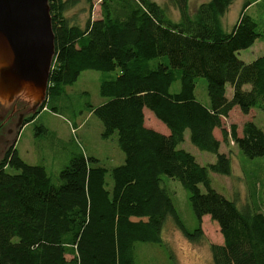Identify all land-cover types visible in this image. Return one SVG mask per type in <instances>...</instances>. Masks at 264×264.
<instances>
[{"label":"trees","instance_id":"16d2710c","mask_svg":"<svg viewBox=\"0 0 264 264\" xmlns=\"http://www.w3.org/2000/svg\"><path fill=\"white\" fill-rule=\"evenodd\" d=\"M233 1L206 0L190 14L188 0H100L99 16L81 26L66 16L79 0H48L55 54L45 102L59 97L83 70L118 69L99 84L105 100L88 107L102 124V138L116 133L124 161L111 169L110 190L107 169L81 152L53 183L43 165L26 163L9 145L0 159V264H137L135 244H164L167 217L188 241L205 240L203 216L216 222L222 236V243H208L212 264H264V213L252 202L238 206L209 179V172H231L229 155L218 152L221 141L232 140L249 158L264 156L260 127L245 121L238 135L235 124L227 129L221 122L235 106L245 114L264 111V55L250 62L237 56L264 38L246 13L258 0H244L225 32L221 18ZM196 77L206 80L207 102L194 95ZM144 108L168 133L145 125ZM186 130L196 148L216 155L214 162L200 165L179 147ZM163 176L187 191L194 229L178 214Z\"/></svg>","mask_w":264,"mask_h":264},{"label":"rangeland","instance_id":"374dc122","mask_svg":"<svg viewBox=\"0 0 264 264\" xmlns=\"http://www.w3.org/2000/svg\"><path fill=\"white\" fill-rule=\"evenodd\" d=\"M153 1L160 4L167 2V0ZM203 1L206 0H188L190 14H193L199 3ZM243 1L234 0L222 16L221 23L225 32H229L236 22ZM99 2L100 0H79L66 12V16L71 22L82 26L87 18L94 19L99 16ZM246 13L258 22V29L264 34V0H258L247 7ZM169 14L173 19L178 18V13L173 7H169ZM260 55H264V38L256 40L253 45L238 51L237 54L244 62H250ZM117 74L118 69L81 71L77 79L67 85L59 97L46 101L34 118L20 129H17L19 124L17 113L22 111L24 103H17V110L14 111L12 103H2L0 99V159L6 148L14 144L23 161L32 165H43L51 181L57 183L59 170L68 163L72 155L81 152L96 158V164L107 169L104 177L105 187L110 190L111 169L123 163L124 154L118 147L116 133L108 138L101 137L102 124L89 111L88 105L97 106L105 100L99 94V84L101 80L113 78ZM178 87L179 81L173 82L170 91L174 92ZM231 94V87L226 85V96L230 97ZM194 95L198 101L207 102L204 77L195 78ZM144 119L148 126L158 130L165 129L160 120L148 109H145ZM245 121H252L264 132V111L258 108H252L245 114L235 106L227 117L221 118L223 127L227 129L231 124H235L238 135L241 134V126ZM39 126L42 128L39 129ZM213 133L216 138L222 140L219 128H215ZM179 147L192 154L200 165H207L216 159L214 153L196 148L190 142L187 130L184 132V141ZM218 152L229 155L231 172L228 175L209 172L211 187L227 199L235 200L238 206L252 202L264 213V156L249 158L242 154L230 139L220 142ZM6 171L15 172L9 167ZM163 182L184 224L190 230L194 229L196 221L190 208L187 191L177 180L163 176ZM200 188L204 191L201 185ZM201 228L205 240L192 243L176 228L172 219L167 217L161 232L164 244L143 242L135 244L137 264H212L208 243H219L222 237L216 222L211 221L208 216L202 219Z\"/></svg>","mask_w":264,"mask_h":264},{"label":"water","instance_id":"95a60500","mask_svg":"<svg viewBox=\"0 0 264 264\" xmlns=\"http://www.w3.org/2000/svg\"><path fill=\"white\" fill-rule=\"evenodd\" d=\"M54 54L48 0H0L2 103L16 99L29 106L24 114L33 115L46 100Z\"/></svg>","mask_w":264,"mask_h":264},{"label":"flooded vegetation","instance_id":"af4514ba","mask_svg":"<svg viewBox=\"0 0 264 264\" xmlns=\"http://www.w3.org/2000/svg\"><path fill=\"white\" fill-rule=\"evenodd\" d=\"M11 103H12V105H14V106H13V110L16 111V110H17V103H19V101L15 99V100L12 101ZM28 109H29V106L24 104V105H23V109H22V111H18V113H17V120H19V121L22 120V121H23L24 118H26V117L32 115L31 112H30V113H26V114H24L25 111H28ZM20 110H21V109H20Z\"/></svg>","mask_w":264,"mask_h":264},{"label":"crops","instance_id":"0c3cea01","mask_svg":"<svg viewBox=\"0 0 264 264\" xmlns=\"http://www.w3.org/2000/svg\"><path fill=\"white\" fill-rule=\"evenodd\" d=\"M254 44V43H253ZM144 114H145V108H144ZM145 123V122H144ZM146 125V124H145ZM147 127H150V128H153V129H155V130H157V131H160V132H162V133H168V130H167V128L165 127V129H163V130H158V129H156V128H154V127H152V126H148V125H146ZM205 218V216H203L202 217V219H204ZM222 237V236H221ZM220 243H222V239H221V242H219L218 244H220Z\"/></svg>","mask_w":264,"mask_h":264}]
</instances>
